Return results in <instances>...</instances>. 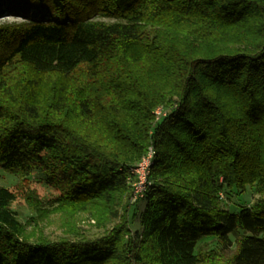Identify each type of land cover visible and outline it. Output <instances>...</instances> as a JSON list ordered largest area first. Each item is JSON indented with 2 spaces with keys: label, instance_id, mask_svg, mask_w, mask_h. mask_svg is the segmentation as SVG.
I'll return each instance as SVG.
<instances>
[{
  "label": "trees",
  "instance_id": "obj_1",
  "mask_svg": "<svg viewBox=\"0 0 264 264\" xmlns=\"http://www.w3.org/2000/svg\"><path fill=\"white\" fill-rule=\"evenodd\" d=\"M16 60L58 79L0 100V169L107 232L34 238L0 184V264H200L207 237L237 247L232 264H264V0H0V75Z\"/></svg>",
  "mask_w": 264,
  "mask_h": 264
},
{
  "label": "rangeland",
  "instance_id": "obj_2",
  "mask_svg": "<svg viewBox=\"0 0 264 264\" xmlns=\"http://www.w3.org/2000/svg\"><path fill=\"white\" fill-rule=\"evenodd\" d=\"M1 18L13 20L14 15H7ZM58 76L54 74H40L32 70L28 65L16 60L14 63L7 66L0 75V100L5 99L7 92H11V98L20 102L24 97L19 96L21 91L29 89L33 83L36 89L46 87L47 92L52 95L53 86L57 83ZM4 110H2L3 112ZM157 114L163 112V108L157 109ZM37 179V178H36ZM34 179L33 181L19 178L17 175L8 173L0 169V184L13 189L17 194V199L13 202L12 208L15 209L24 223L25 232L34 238L44 237L52 241L61 238H77V237H98L106 234L107 230L100 227L94 219H90L88 215L80 213L74 217H70L61 212H54L52 205H49L48 199L54 195V190L44 186L42 183ZM133 187V186H132ZM34 190L35 193L44 200L45 207L43 212L38 216L35 212V207L31 205V199H27L28 191ZM256 195L251 189L241 196L233 195L232 198L227 199L225 204L228 208L237 210L239 205L250 204L257 199ZM141 198L133 201L134 207L142 208L143 200ZM136 204V206H135ZM49 208V209H46ZM120 209V207H118ZM117 220H113L108 224L112 227ZM134 230L141 227L139 220H135L132 224ZM214 250L216 252H214ZM237 247L233 246L228 250H221L218 248L217 242L211 237L204 238L201 241L200 256L202 261L200 264H232L231 259L236 252ZM142 264H156L153 260H145Z\"/></svg>",
  "mask_w": 264,
  "mask_h": 264
},
{
  "label": "built area",
  "instance_id": "obj_3",
  "mask_svg": "<svg viewBox=\"0 0 264 264\" xmlns=\"http://www.w3.org/2000/svg\"><path fill=\"white\" fill-rule=\"evenodd\" d=\"M161 113H158L160 115ZM154 150H150L145 154L141 160L137 163L136 167L133 169V197L132 200L136 201L139 198H143L145 191L150 184L149 176L151 173V165L154 157Z\"/></svg>",
  "mask_w": 264,
  "mask_h": 264
}]
</instances>
